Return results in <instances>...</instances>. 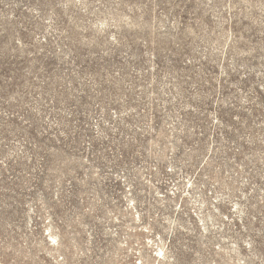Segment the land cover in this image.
Here are the masks:
<instances>
[{
    "label": "rangeland",
    "instance_id": "rangeland-1",
    "mask_svg": "<svg viewBox=\"0 0 264 264\" xmlns=\"http://www.w3.org/2000/svg\"><path fill=\"white\" fill-rule=\"evenodd\" d=\"M0 264H264V0H0Z\"/></svg>",
    "mask_w": 264,
    "mask_h": 264
}]
</instances>
